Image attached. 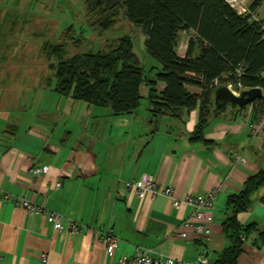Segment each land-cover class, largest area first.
<instances>
[{"label": "crops", "instance_id": "0c3cea01", "mask_svg": "<svg viewBox=\"0 0 264 264\" xmlns=\"http://www.w3.org/2000/svg\"><path fill=\"white\" fill-rule=\"evenodd\" d=\"M245 1L251 7L255 0ZM255 14L264 17V1ZM189 35L181 32L180 54ZM55 85L10 90L3 104L0 95V264H118L138 246L163 262L171 257L184 264L205 254L214 264L232 244L223 227L229 197L264 168V125L259 133L252 130L255 105L230 104L205 127V142L192 139L199 108L155 116L145 85L139 107L126 115L62 96ZM165 87L158 84L159 91ZM186 88L202 92L197 85ZM238 155L245 162L237 163ZM146 176L157 182L154 198L126 188L127 181ZM167 187L181 200L218 189L209 240L184 226L197 222L194 208L174 206L163 193ZM252 198V206L238 214L252 226L242 235L238 264H264V185ZM19 199L62 215V228L17 205ZM70 221L82 230L72 232ZM109 228L119 239L113 253L100 238Z\"/></svg>", "mask_w": 264, "mask_h": 264}, {"label": "trees", "instance_id": "16d2710c", "mask_svg": "<svg viewBox=\"0 0 264 264\" xmlns=\"http://www.w3.org/2000/svg\"><path fill=\"white\" fill-rule=\"evenodd\" d=\"M84 1L93 17V28L100 32L111 30L124 11L146 36L147 52L162 69L154 77L147 74L129 35L100 50H81L85 38H79L74 42L76 51L69 57L66 43L50 48L49 55L59 59L52 67L55 90L60 95L126 115L139 107L143 98L141 88L145 85L155 116H176L183 110L199 108V122L192 139L206 142L205 127L215 117V92L220 86L236 82L238 67L245 68L241 77L245 88L261 87L264 91V38L260 24L252 14L240 15L226 0ZM263 1L255 0L251 10L255 12ZM185 30L193 33L186 52L180 54L181 32ZM216 79L220 81L219 87L214 84ZM159 83L166 85L163 91H159ZM186 85L200 86L202 92H191ZM230 104L233 103L221 98L219 114ZM253 104L256 113L264 112V96ZM263 185L264 168L247 179L240 193L229 197L231 212L223 227L232 244L214 264H238L242 235L252 228L244 225L238 214L252 206L254 193Z\"/></svg>", "mask_w": 264, "mask_h": 264}, {"label": "rangeland", "instance_id": "374dc122", "mask_svg": "<svg viewBox=\"0 0 264 264\" xmlns=\"http://www.w3.org/2000/svg\"><path fill=\"white\" fill-rule=\"evenodd\" d=\"M92 21L84 0H0L1 104L8 100L10 90L55 84L52 65L59 59L49 55L51 46L66 43L69 57L76 51L74 42L79 38H85L81 50H100L129 35L148 73L155 76L162 69L147 52L146 36L124 11L106 32L95 30Z\"/></svg>", "mask_w": 264, "mask_h": 264}, {"label": "built area", "instance_id": "2783aa9c", "mask_svg": "<svg viewBox=\"0 0 264 264\" xmlns=\"http://www.w3.org/2000/svg\"><path fill=\"white\" fill-rule=\"evenodd\" d=\"M240 15H249L252 14L253 20H256L260 24L262 36L264 38V17L258 18L251 10V7L245 0H226ZM190 32L189 37L182 42V48H186L188 46L191 34ZM245 68L244 66H240L236 70V74L238 79L236 82H230L226 84L230 88V90L237 96H241V93L250 88H245L241 81L242 75H244ZM264 77V72L262 73ZM214 84L219 87L220 81L216 79ZM264 125V112H261L256 115V122L252 125V130L254 133H259ZM235 161L237 163L245 162V158L241 155L236 156ZM41 168H38L36 172H40ZM61 184L59 183L58 186ZM126 188L129 190L134 189L139 195L143 196L146 193H151L153 198L159 192L157 188V182L153 176H146L141 179H136L132 181H127L125 183ZM163 193L168 197L173 199L174 206H179L181 202H186L190 204L194 208V216L197 219L196 223L185 222L184 226L186 228H193L194 231L198 234L203 236L205 239L209 240L212 230L209 226V221L211 220L209 216V212L214 208L215 203L218 198V189H213L205 193L204 195L194 196L192 194L188 195L185 200H181L180 198L176 197L174 194V190L171 187L164 188ZM16 204L25 207L29 211H35L38 213H42L46 216L50 221L54 222L56 229L62 228V215L54 212V211H47L46 208L40 205H36L30 201L19 199L16 200ZM69 229L72 232H78L82 230V224L75 221L69 222ZM180 235L182 237H187L188 232L186 230H182ZM101 240L104 242L107 251L109 253H113L114 250L117 248L119 239L114 234L113 228H109L107 231L101 233L100 236ZM43 260L47 261V254H43ZM176 260L169 257L165 262L161 259H154L151 255L150 251L147 248L142 246H138L134 255L132 256H124L120 259L118 264H175ZM184 264H211L209 257L205 254L199 255V257L192 262H185Z\"/></svg>", "mask_w": 264, "mask_h": 264}, {"label": "water", "instance_id": "95a60500", "mask_svg": "<svg viewBox=\"0 0 264 264\" xmlns=\"http://www.w3.org/2000/svg\"><path fill=\"white\" fill-rule=\"evenodd\" d=\"M264 96L263 88L261 87H253L250 89H246L241 93V96L235 95L228 86L223 85L220 86L215 92V109L214 114L215 117L219 116V108L221 98L227 99L229 102L238 105L239 107H245L259 98Z\"/></svg>", "mask_w": 264, "mask_h": 264}]
</instances>
